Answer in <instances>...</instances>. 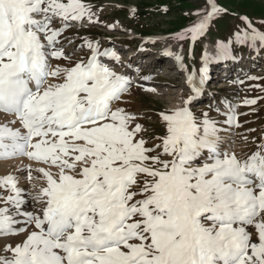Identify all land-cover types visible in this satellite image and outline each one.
<instances>
[{"label":"snow or ice","instance_id":"snow-or-ice-1","mask_svg":"<svg viewBox=\"0 0 264 264\" xmlns=\"http://www.w3.org/2000/svg\"><path fill=\"white\" fill-rule=\"evenodd\" d=\"M224 11L208 0L174 39L194 43ZM94 16L82 0H0V113L24 130L0 127V160L25 157L57 170L38 169L46 182L33 196L40 214L21 210L15 177L0 181L11 193L0 198V237L34 225L22 243L5 246L12 255L0 264H264V142L246 159L223 151L216 122L189 107L202 90L190 75L193 95L158 113L163 135L147 147L137 138L146 129H130L137 117L113 108L132 88L101 62H119L117 53L86 40L91 56L74 61L79 50L60 42L71 23H98ZM241 19L248 30L236 42L264 48V32ZM231 57L230 43L217 42L215 56L205 50L200 85L209 62ZM235 120L233 113L226 122Z\"/></svg>","mask_w":264,"mask_h":264},{"label":"rangeland","instance_id":"rangeland-1","mask_svg":"<svg viewBox=\"0 0 264 264\" xmlns=\"http://www.w3.org/2000/svg\"><path fill=\"white\" fill-rule=\"evenodd\" d=\"M82 2L92 7L96 13L94 18L95 20L98 18L99 22L80 29L76 27L71 30L66 29L65 31L68 32L63 31V35L59 37L61 44L67 49L79 50L74 61L84 60L87 56L79 48L81 46L79 43L102 38L111 40L124 48L125 51L122 53L124 56L132 53L129 49L138 48L142 49L139 54L144 58L151 55L158 56L162 49L165 52L164 56H161L163 61L159 62L165 70L157 78L154 86L148 87L154 88L156 91L147 92L144 90L147 89L145 87H133L130 94L123 96L122 100L114 106V109L116 107L123 108L126 112L137 117L130 125V129L134 128L137 123L146 129L137 138L142 136L146 139L147 147H154L159 143L156 138L163 135L164 130L158 113L164 109L172 110L181 108L182 105L185 106L183 102L187 91L173 78H177L178 74L182 78L185 74L192 72L208 46L213 48L209 54L215 56L217 42L230 43L231 58L234 61L235 58L242 59L257 51L259 54L263 52V55L260 54L261 56L257 58L253 72L248 77L243 78L240 82L228 80L219 90L213 89L214 86L210 85L209 91L213 97H209L206 106L205 102L199 106L194 104L197 119H202L203 114L207 113L208 119L216 122L223 141L221 146H226L227 152L235 153L239 159H246L258 150V146L264 142V57H262L264 51L259 44L256 48H252L246 44L237 43L235 37L237 33L242 34L243 31L248 30L241 17H247L253 27L264 32V0H215L216 5L225 11L212 21L208 32L198 40L193 56L188 53L190 40L180 41L174 37L194 25L197 20L195 13L202 12L207 7L208 0H82ZM130 9H135V12H130ZM74 23L76 26L77 22ZM54 27L60 29L57 24H54ZM147 40L150 43L144 44ZM168 52L174 55L183 53L184 70L176 68L173 62L174 55L172 57L167 54ZM169 56L171 57L169 58ZM58 64L62 67L69 66V62L66 60H56V62L53 61V68ZM149 72L151 71H143L141 74ZM252 77L256 79H252ZM58 82L60 81L50 78V83ZM251 100H255L256 103L251 105L245 103ZM192 105L189 106L192 107ZM233 113H236L238 117L232 125H229L226 120ZM7 117L13 119V116ZM3 126L0 125V127ZM161 158L172 159L167 156ZM18 159L20 160L19 170L30 169L39 174L38 177L31 176V179L27 177L22 184L17 183V187L29 186L32 196L37 190L46 186L38 169L45 168L53 174L57 171L55 168L49 169L47 165L27 160L25 157L15 160ZM3 179L1 178L0 181ZM8 195H10V190H6L3 185H0V198H6ZM36 204L40 209V204L37 201ZM253 238L255 239V236ZM11 255L0 246V257H10Z\"/></svg>","mask_w":264,"mask_h":264},{"label":"bare ground","instance_id":"bare-ground-1","mask_svg":"<svg viewBox=\"0 0 264 264\" xmlns=\"http://www.w3.org/2000/svg\"><path fill=\"white\" fill-rule=\"evenodd\" d=\"M213 51V48H207V52L210 53ZM176 55H180L182 57V61H183V53H176L174 55V58ZM150 57H147V59H149ZM176 60V59H175ZM229 67V64H226V68ZM206 76V74H205ZM176 107H178V105H176ZM0 125H6L10 128H12L13 130H17L19 129L21 131V125L18 121H16V123H12L13 119L9 118L3 114L0 113ZM12 117V116H11ZM21 158V157H20ZM17 158L14 159H9V161H4V160H0V179L1 178H6L7 176L11 175L13 177H15L19 183H24L28 177V172L29 169H22L19 170L20 167V160H15ZM38 169V168H37ZM39 176L38 172H35L33 170H31V176ZM17 184V185H18ZM22 186V185H21ZM20 189H22V193H21V198L24 200V204L22 205V211H29V212H35L36 214H38V205L36 204V201L33 199V196L30 195V187L29 186H24V187H19ZM11 194V193H10ZM0 207H4V203L3 201H0ZM21 220V224L23 225V217L18 218ZM24 227L28 228V232L34 230V225L33 226H29V225H23ZM28 232H24V233H20L17 236H7V237H0V246L2 248H5L6 245L11 244L12 246H15L16 244H20L22 243L28 235ZM7 253V252H6ZM6 257V256H5Z\"/></svg>","mask_w":264,"mask_h":264}]
</instances>
